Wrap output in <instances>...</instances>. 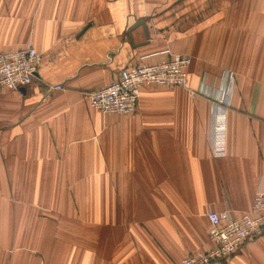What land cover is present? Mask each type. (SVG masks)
<instances>
[{"label": "crops", "instance_id": "crops-1", "mask_svg": "<svg viewBox=\"0 0 264 264\" xmlns=\"http://www.w3.org/2000/svg\"><path fill=\"white\" fill-rule=\"evenodd\" d=\"M27 45L32 82L0 88V264H179L212 247L208 210L264 191V0H0V52ZM172 54L185 86L142 87L130 114L90 105ZM213 264H264V229Z\"/></svg>", "mask_w": 264, "mask_h": 264}, {"label": "built area", "instance_id": "built-area-1", "mask_svg": "<svg viewBox=\"0 0 264 264\" xmlns=\"http://www.w3.org/2000/svg\"><path fill=\"white\" fill-rule=\"evenodd\" d=\"M42 54L33 46L0 52V88L17 90L30 84L35 77ZM188 56L172 54L169 58L138 64L109 84L89 92L90 105L104 113L130 114L136 111L141 88L148 85L164 87L185 86ZM227 89L217 97L221 104L228 103L231 76ZM61 89L60 85L55 86ZM192 93V92H191ZM211 151L214 156L225 152V118L214 115L211 131ZM208 238L212 247L187 254L179 264H213L229 259L247 240L259 236L264 229V191L258 189L251 209L239 215L229 210H208Z\"/></svg>", "mask_w": 264, "mask_h": 264}]
</instances>
